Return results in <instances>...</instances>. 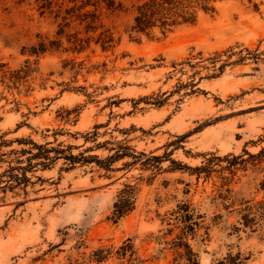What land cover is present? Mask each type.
Returning <instances> with one entry per match:
<instances>
[{
    "label": "rangeland",
    "instance_id": "rangeland-1",
    "mask_svg": "<svg viewBox=\"0 0 264 264\" xmlns=\"http://www.w3.org/2000/svg\"><path fill=\"white\" fill-rule=\"evenodd\" d=\"M138 1L98 10L102 48L66 0H0V264H174L188 224L200 264H264V0L152 36Z\"/></svg>",
    "mask_w": 264,
    "mask_h": 264
},
{
    "label": "trees",
    "instance_id": "trees-1",
    "mask_svg": "<svg viewBox=\"0 0 264 264\" xmlns=\"http://www.w3.org/2000/svg\"><path fill=\"white\" fill-rule=\"evenodd\" d=\"M66 1L71 4V6L66 8V14L69 17H74L80 23H84L86 32H95L100 29L95 37L96 43H99L102 48L113 45L114 36L109 29H104L103 24L99 22L98 10L101 8L121 9L123 7L122 0ZM214 1L216 0H139L132 5V19L129 30L130 32L142 33L146 36H152L155 31L164 35L179 25L195 23L199 12H213ZM48 4H51V0H42L40 7H46ZM90 39L91 36H88L87 40ZM74 41V44L82 47L83 44L81 42L84 40L76 38ZM41 45L43 46V44ZM47 152H49V149H45L41 153L42 163L51 159ZM34 156L38 155L34 154ZM152 157L156 158L157 156ZM112 158L114 157H110V159ZM66 159L74 161L77 157L68 154ZM133 200V188L128 185V189L122 191L119 199L114 204L113 217H119L124 210L129 209L133 204ZM245 211L246 213L242 216L244 226H252L255 223H259V220H264V201L246 206ZM190 228L192 229V225H184L181 229V235L177 237L178 240L174 243L177 249L183 247V250L178 251L174 257V264H200L198 254L192 250L187 242L183 241ZM246 258L238 251L235 254L228 253L214 264H244Z\"/></svg>",
    "mask_w": 264,
    "mask_h": 264
}]
</instances>
